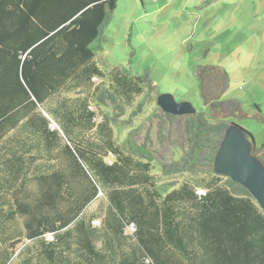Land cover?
<instances>
[{
  "label": "trees",
  "instance_id": "trees-1",
  "mask_svg": "<svg viewBox=\"0 0 264 264\" xmlns=\"http://www.w3.org/2000/svg\"><path fill=\"white\" fill-rule=\"evenodd\" d=\"M116 1L0 0V264H264V212L213 171L242 117L224 71H195L207 113L153 114L180 121V162L156 166L148 136L115 141L116 112L159 95L147 72L100 68ZM93 103L114 108L97 122ZM251 155L264 165V145Z\"/></svg>",
  "mask_w": 264,
  "mask_h": 264
},
{
  "label": "rangeland",
  "instance_id": "rangeland-1",
  "mask_svg": "<svg viewBox=\"0 0 264 264\" xmlns=\"http://www.w3.org/2000/svg\"><path fill=\"white\" fill-rule=\"evenodd\" d=\"M103 38V52L97 58L101 69L124 68L140 77L147 72L159 94L188 102L197 112L208 110L199 94L196 69L212 66L224 71L228 89L222 100L236 101L242 110V117L230 121L251 134L256 149L262 148L264 0H117ZM93 82L97 85L100 80ZM144 98L137 97L131 107L116 112L117 122L111 124L114 139L120 144L131 134L135 143L142 144L148 136L147 148L156 166L171 164L178 149L183 153L180 121L170 124L157 120L153 115L159 113L156 96ZM113 108L111 104L108 109L93 103L96 121ZM50 128L57 126L51 121ZM159 129L169 138L161 145ZM104 205L100 196L86 209V216L97 217L93 226L100 225ZM132 231L129 227L126 233Z\"/></svg>",
  "mask_w": 264,
  "mask_h": 264
},
{
  "label": "water",
  "instance_id": "water-1",
  "mask_svg": "<svg viewBox=\"0 0 264 264\" xmlns=\"http://www.w3.org/2000/svg\"><path fill=\"white\" fill-rule=\"evenodd\" d=\"M156 105L163 113L176 117L196 112L190 103L176 102L170 94H159ZM245 132L236 124L228 126L215 155L213 171L243 186L264 212V165L251 155L254 141L247 138ZM182 155L178 149L174 161L178 162Z\"/></svg>",
  "mask_w": 264,
  "mask_h": 264
},
{
  "label": "flooded vegetation",
  "instance_id": "flooded-vegetation-1",
  "mask_svg": "<svg viewBox=\"0 0 264 264\" xmlns=\"http://www.w3.org/2000/svg\"><path fill=\"white\" fill-rule=\"evenodd\" d=\"M181 159H182V158H181ZM180 161H181V160H179L178 162H180ZM173 163H177V162L174 161Z\"/></svg>",
  "mask_w": 264,
  "mask_h": 264
}]
</instances>
